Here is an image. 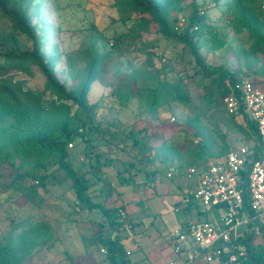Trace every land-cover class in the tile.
<instances>
[{
	"label": "trees",
	"instance_id": "obj_1",
	"mask_svg": "<svg viewBox=\"0 0 264 264\" xmlns=\"http://www.w3.org/2000/svg\"><path fill=\"white\" fill-rule=\"evenodd\" d=\"M43 1L0 0V17L9 22L8 30L0 31V70L7 73L0 77V180L10 179L8 188L14 187L16 191L27 194L30 198V194L38 195L37 187L45 188L48 175L44 172L49 166L55 165V170H63L66 179L71 181L75 200L86 212L84 217H88L93 209L99 208L107 214L111 227L116 229L123 222V220L117 221L119 208L105 209L102 205L93 202V190L90 189L95 182L91 184V180L86 178V172L80 174V170H75L77 162H74L75 156L72 157L75 147L83 144L85 145L84 154L91 158L92 162L95 160L97 167H102L100 166L102 152L91 151L96 134L105 136L106 133L96 119L99 103L89 104L87 96L92 83L97 78L98 66H101L107 55L99 53L96 47L79 49L74 53L66 54V70L57 71L55 65L58 63L57 66H59L61 53L47 57L46 44L42 42V28L35 23L39 19V7ZM183 1L114 0L117 8L122 10L126 7L129 15L132 14L137 18L136 22L129 16L122 19L123 24L133 32L131 36L133 39L139 38V33L147 30L149 23L153 24L156 32L166 41L174 45L178 43L187 45L196 64L203 71V76L209 78L204 93L198 95V101L194 103L182 77H178L174 82H168L160 78L156 69L147 74L131 76L125 82L119 81L118 87L112 90V95L118 100L119 107L129 102V99L134 96V89L138 87L141 91L138 96L144 97L147 113L154 112L152 119L156 118L162 107L170 105L188 109L194 107L195 116L192 120L186 119V125L194 130L195 136L202 138L199 146H192V142L186 139L189 143L185 150L181 151L176 149V146L169 145L162 134H154V138H161L162 143L157 146L151 143L144 146L147 153L154 151V156L149 157L150 159L144 157L141 161L142 165L135 171L136 174L126 176L124 172H117L118 182L124 186L133 185L135 177L143 170L144 164L154 157L157 158L159 154L163 155L166 162L173 164L178 174H181L186 168L194 166V162L219 159L229 152L225 147L218 152H213L215 141L205 122L207 119L220 123L226 120L223 117L227 114L223 98L229 90L225 86V81L234 83L243 77L251 79L252 74L232 72L223 65L209 71L210 65L200 55V48L207 53L221 52L225 45H229L232 41L227 39L228 36L226 37L223 32L227 30V35L230 32H235L237 36L247 34V39H243L241 45L233 50L235 54H241L245 61L249 60L247 66L256 64L257 52L264 54V0H225V10L222 14L230 18L222 28L211 25L210 16L205 11L201 14L196 0H187L192 9L190 21L184 29L179 30L176 26L178 17L171 18L170 12H181ZM136 26H139V29H135ZM202 27L205 28L204 31ZM135 31L137 34H134ZM121 37V35L115 36L111 46L117 47ZM245 43L249 47L247 50L243 46ZM169 65L170 63H167L162 67L164 74L171 67ZM75 66L79 67L75 68ZM146 66L153 65L148 63ZM171 68L174 70V67ZM11 72L39 74L43 79V89L37 91L26 87V82L21 79L15 80L14 74L9 75ZM63 75H67L69 84L64 80ZM73 109L76 110L73 112ZM243 115L242 122L228 115L233 128L253 142L248 153L250 162L240 173L242 188L247 183L251 162L260 154L257 126L246 114ZM140 131L147 136L146 127ZM214 134L222 139V135L219 136L216 132ZM149 137L152 135L150 134ZM149 137L150 141L152 138ZM72 142L74 148H68V144ZM144 149L142 155H144ZM105 161L103 163L108 166L109 162H113V158ZM89 167L87 172L97 176L93 171L94 166ZM5 173L8 176H5ZM108 188L112 191L110 186ZM247 207L248 194L244 191L243 210H248ZM27 224H20L13 228L14 238L8 236L4 243L0 244V264H20L23 258L34 255L30 252L33 247H30L26 256L18 257L19 250L16 245L21 244L19 240H26L37 230L36 227H40L36 222L32 223L31 227ZM46 227L50 231V224ZM53 233L50 231L49 235ZM254 235L253 232L246 231L243 237L237 239V243L244 245L247 251V258L243 264H264V247L253 243ZM41 241L37 243L35 241V245H43ZM102 242L106 247L107 257L113 264H125L124 248L118 239H105Z\"/></svg>",
	"mask_w": 264,
	"mask_h": 264
},
{
	"label": "rangeland",
	"instance_id": "obj_2",
	"mask_svg": "<svg viewBox=\"0 0 264 264\" xmlns=\"http://www.w3.org/2000/svg\"><path fill=\"white\" fill-rule=\"evenodd\" d=\"M188 2L187 0L182 2L183 10L181 12H170L171 18L178 17L176 26L181 25L179 30L184 29L190 21L192 9ZM196 2L200 10L207 12L210 16V23L215 28H222L230 18L222 14V11L225 10V0H218V2L216 0H196ZM127 10L126 7L122 10L117 8L114 0H44L39 7V19L35 21L42 28V42L46 44L47 57L55 53H61L60 64L59 66H57L58 63L55 65L57 71L66 70L65 55L74 53L79 49L96 47L99 53L107 55L101 66H98L97 78L92 83L87 96L89 104L99 103V108L96 110V119L106 133L105 136H101L99 133L96 134L91 151L102 152L103 158L100 160V166L102 167H97L95 160L92 162L91 158L84 154L85 145L79 144L72 152V157L75 156L76 159L74 162L78 164L75 165L76 169H74L80 170V174L86 172V178L91 180V184L95 182L93 193L97 195H105L108 191L112 192L108 187L112 186L111 177H115L118 182L116 177L118 171L124 172L126 176L136 174L135 171L138 166L142 165L141 161L144 157L148 159L152 157V152L147 153L144 146L150 143L157 146L162 143V139H155L154 134H162L163 139L168 140L169 145L176 146V149L181 151L185 150L187 143H189L187 140L192 142V146H199L202 143V138L195 136L194 130L186 125V119L192 120L195 116L194 107L191 109L173 105L162 107L156 118L152 119L151 116H154V112L147 113L144 97L140 98L138 96L140 87L134 89V96L122 107H119L118 100L112 95V90L118 87L119 81L125 82L131 76L147 74L151 70L154 72V69L158 71L162 80L165 79L168 82H174L178 77H182L184 84L188 86L193 103L198 101L197 96L204 93L205 87L209 83V78L203 76V71L196 64L190 48L181 43L174 45L172 42L166 41L156 32V27L153 24L149 23L148 29L138 32L140 37L133 39L131 37L133 32L123 24L122 19L129 16L136 22L137 18L132 14L129 15ZM8 24L9 22L0 17V31H7ZM135 29H139V26H136ZM204 30L205 28L202 27V31ZM136 31L134 34H137ZM223 32H225L226 37L228 36L227 39L232 41L229 45H225L221 52L207 53L202 48L199 50L200 55L210 65L208 70L212 71L215 67L223 65L232 72H248L252 74V80L264 87V54L257 52L258 61L256 64L247 66L249 60L245 61L241 54H235L233 51L241 45L243 39H247V34L243 33L237 36L235 32H230L228 35L227 30ZM119 35L122 36L120 44L117 47H112L111 44L114 43L115 36ZM243 46L245 50L249 48L247 43ZM148 63L153 66H146ZM167 63H170L169 66L174 67V70L170 67L171 69L169 68L167 73L164 74L162 67ZM77 67L75 66V68ZM257 70L261 73H257ZM6 74V72L0 70V77ZM12 74L15 75V80H24L26 87L37 91L43 89V79L39 74L29 75L23 72L17 74L11 72L9 75ZM63 78L69 84L70 80L67 75H63ZM75 110L73 109V112ZM223 117L226 120L222 123L211 119H207L205 122L215 141L213 152H218L224 147L228 151L252 147V140L233 128L229 116L226 114ZM145 127L147 129L145 134L148 137L150 134L152 135V137H149L152 138L150 141L140 131ZM214 129H217V131ZM215 132L219 136L222 135V139L216 137ZM143 149L144 155H142ZM157 157L165 161L163 155L159 154ZM111 158H113V162H109L108 166L103 163L107 159L111 160ZM208 161L194 162L193 165L195 167L204 166L208 164ZM90 165L94 166L93 171L97 176H92L87 172ZM55 169V165L48 167L44 172L48 175L45 188L37 187L38 195L30 194V198L27 194L16 191L14 187L8 188L7 185L10 179L0 180V244H3L8 236L14 238L15 233H12V229L22 224V211L28 213V210L38 208L35 211H30L32 215L29 217H37L32 223L36 222L40 227H36L37 230L29 235L26 240H19L20 245H16L18 240L14 241V245L19 250L18 257H21V255L26 256L30 247H33L30 252H33L35 256L36 254L43 256L45 250H53L55 237L63 240L65 244H69L79 237L78 226H76V223H72L77 220V217L72 214V208L78 203L71 189V181L66 179L63 170ZM147 171H153L151 164L148 165ZM5 176L8 175L5 173ZM135 179L133 185H136ZM164 180L166 179L164 178ZM117 182H115L116 185ZM19 210L22 211L18 213ZM220 212L218 209H213L212 213L200 212L198 215L193 216L192 222L211 221V214L216 216ZM36 213L37 215H33ZM47 224L51 226L50 231L54 232L52 235H49L50 231L46 227ZM27 225L29 226V222ZM243 230L244 226L238 228V232ZM86 232H80L83 239L87 238ZM40 240H42L43 245H34L35 241L37 243ZM253 243L259 244L263 248L264 235L262 233L254 235ZM59 247H55L54 252H59ZM135 254L133 253L130 258L132 261H135ZM30 257L33 258L34 256ZM59 258L64 261L63 264L68 261L65 255ZM32 260L25 257L20 264H28ZM42 264L46 263L43 262ZM197 264H205V262L200 260Z\"/></svg>",
	"mask_w": 264,
	"mask_h": 264
},
{
	"label": "built area",
	"instance_id": "obj_3",
	"mask_svg": "<svg viewBox=\"0 0 264 264\" xmlns=\"http://www.w3.org/2000/svg\"><path fill=\"white\" fill-rule=\"evenodd\" d=\"M225 86L229 90L223 98L225 112L238 122L246 114L256 124L260 154L251 162L244 188L240 186V173L250 162L248 148L230 150L222 158L188 167L181 174L173 165L167 168V179L175 181L181 175L185 180L176 212L190 204H196L201 213H212L213 209L221 212L211 221L191 222L172 230V257L166 264H197L200 260L205 264H243L247 251L237 239L246 231L264 235V87L246 77L234 83L226 80ZM68 148H74V143ZM244 191L248 194V210H243ZM118 217L123 220L120 230H129L126 212L119 210ZM240 226H244L242 232H238ZM101 252L107 255L105 248Z\"/></svg>",
	"mask_w": 264,
	"mask_h": 264
},
{
	"label": "crops",
	"instance_id": "obj_4",
	"mask_svg": "<svg viewBox=\"0 0 264 264\" xmlns=\"http://www.w3.org/2000/svg\"><path fill=\"white\" fill-rule=\"evenodd\" d=\"M154 153L152 151V156ZM149 164L152 165V172L147 171ZM171 165L173 164L154 157L144 164L143 170L135 179L136 185L124 186L117 182L115 177H111V193L109 191L105 195L92 193L94 203L102 205L105 209L118 207L119 210L125 211L127 216L125 222L130 225L129 230H120L123 222L113 229L107 214L99 208L93 209L88 217H84L86 212L76 204L72 208V214L77 217V220L72 223L78 226L79 237L69 244L55 237L54 245H51L54 248L60 246V251L54 252V248L52 251L47 249L43 256L35 253L36 256L29 257L33 260L28 264H42L43 262L63 264L64 261L59 257L64 255L68 258L65 264H113L107 255L101 252L102 248H106L102 242L105 239L119 240L124 248L125 264H166V261L172 257L169 233L179 227L185 228L193 221V216L200 213L196 204H190L182 210L175 211L185 180L181 175L177 176L175 181L166 178V170ZM162 167L164 168L161 170ZM115 182L118 184L116 185ZM36 209L38 208L30 209L28 213L25 212L26 214L19 210L18 213L22 211L23 214L21 225L29 222V227H31L32 221L37 217H29L32 215L30 211ZM211 216L213 217L212 214ZM118 220L121 219L118 217ZM84 231H87L85 234L87 238L83 239L81 233ZM133 253H136L135 261L130 259Z\"/></svg>",
	"mask_w": 264,
	"mask_h": 264
}]
</instances>
